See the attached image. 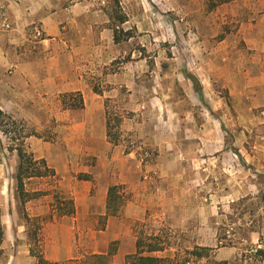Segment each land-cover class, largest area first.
Wrapping results in <instances>:
<instances>
[{
	"label": "crops",
	"instance_id": "obj_1",
	"mask_svg": "<svg viewBox=\"0 0 264 264\" xmlns=\"http://www.w3.org/2000/svg\"><path fill=\"white\" fill-rule=\"evenodd\" d=\"M202 7L191 8V15L197 16ZM71 8L53 11L47 10L42 0H0V110L37 133L53 135H31L24 141L33 159L45 161L53 171L24 180L28 194L24 203L14 184V172L10 177L0 172V264H37L31 253L34 242L51 264H90L83 261L91 255H108L109 264H125L126 257L137 251L140 232L162 235L160 225L170 228L187 223L190 194L211 185L217 194L236 198L242 190L259 192L264 186V0H234L212 9L217 26L230 25L220 44L224 52L202 59L200 64L210 68L201 67L202 72L190 75L200 85L201 76H208L217 87L227 90L232 109L227 117L218 114L211 122L205 113L198 122L178 121L176 140L169 143L172 159L187 160L180 148L183 138H179L192 139L188 143L198 144L204 155L207 146L214 154L222 153L228 135L237 150L235 156L258 171L251 172L253 180L247 186L240 185L238 172H155L159 181L153 187L149 186L152 177L148 178L151 182L141 181L136 156L123 151L119 138L115 143L107 135V98L112 91H120L127 79L120 78L115 84L98 69L103 64L91 60L93 51L98 50L89 45L94 23L105 22L94 16L90 25L84 18L75 17ZM236 50L238 56L229 55ZM95 80L101 81L96 91ZM109 83L115 85L114 90ZM76 94L83 99L82 107L72 105ZM144 131L134 129L133 134L151 147L162 145L160 133L152 132L154 138H149ZM196 176L200 189L192 183ZM211 176L216 177L214 184ZM221 177L230 178L232 183L223 186ZM113 187L118 188V202L112 201L109 208L108 195ZM66 200L73 201L74 213L66 212ZM204 200L198 203L199 222L208 226V210L214 207ZM216 203L226 207L217 199ZM149 210L168 212V222L152 219ZM155 223L158 226L153 228ZM34 233L36 239H32ZM249 237L251 243L262 242L263 248L259 245L260 250L253 251L256 255H248L250 249L242 243L219 247L214 234L200 236L191 249L206 247L211 256L189 255L187 264H211V257L213 264H264V233L253 232ZM113 244L115 250L109 255ZM172 250L169 247L155 255L182 259Z\"/></svg>",
	"mask_w": 264,
	"mask_h": 264
},
{
	"label": "rangeland",
	"instance_id": "obj_2",
	"mask_svg": "<svg viewBox=\"0 0 264 264\" xmlns=\"http://www.w3.org/2000/svg\"><path fill=\"white\" fill-rule=\"evenodd\" d=\"M42 4L47 10L53 11L60 7H72L73 15L84 18L90 25L94 16L105 22L94 23V38L90 37L89 45L91 49L95 47L98 50L93 51L91 60L94 64H103V68L98 66V69H102L104 76H110L114 83L120 78L127 79L120 91L114 90L113 83L108 84L111 91L114 90L107 98L109 120L123 151L136 156L142 172V182H151L148 178L152 177L153 182L149 186L153 187L159 181L155 172L177 171L238 172L241 186H247L249 180H253L251 172L258 171L241 157L235 156L237 150L228 135H225L224 148L220 154H214L211 146H207V154L202 155L198 144L188 143L192 139L181 137L179 139L183 138L184 143L180 148L187 155V160L172 159L169 155V143L176 140L174 128L178 121L198 122L205 113L207 120L211 122L219 117L218 114L227 117L232 109L233 102L229 92L217 87L216 82L209 80L208 76H201V85L198 83L202 97L195 89L197 85L188 79L190 72L199 74L202 72L201 67L210 68V65L200 64L202 59L221 56L224 50L220 44L230 28V25H216L217 18L212 15L213 10L208 8L207 0H42ZM200 6H203L202 10L197 11V16H192L191 8ZM199 13H202L201 17ZM122 18L125 22L121 24ZM32 30L34 33V27ZM88 31L91 34L92 30ZM229 55L238 56L237 50ZM93 87L100 89L101 81H93ZM76 97L72 96L74 107L79 104ZM12 118L19 121L17 129L21 130L20 134L31 131L25 122ZM134 129H139L141 133L146 130L144 132L149 138H154L152 132L160 133L164 141L160 146L151 147L145 144L143 138L133 134ZM38 134L44 138L53 136L45 132ZM1 136L6 145L12 146L5 135ZM217 156L219 158L216 159ZM18 164L17 153L5 151L0 172H4L5 177H10L11 172L16 176ZM201 165H205L207 170L204 171ZM212 178L214 184L216 177ZM220 181L223 186L232 183L230 178L221 177ZM192 183L200 189L197 176ZM14 184L16 186L17 180ZM243 191L236 198L232 194H217L211 185L204 191H193L188 200L191 208L185 211L189 216L187 223L170 228L163 225L159 227L164 240H167L166 248H174L175 251L172 252L180 258L188 257L185 250H194L191 248L197 246L200 236L206 235L209 238L214 234L219 247L242 243L245 248L250 249L248 255H256V251H253H259V245L263 248L262 242L251 243L249 236L253 232L264 233V186L259 192ZM205 198L207 204L214 207L208 210L211 223L208 226L203 225V221L202 224L199 222L198 203L199 200L206 201ZM216 199L226 207L217 204ZM175 211L179 210H173ZM149 212L153 214L152 219L168 222V212ZM157 226L155 223L153 228ZM98 227L102 228V224ZM115 247L116 244H113L111 251ZM33 249L36 253L41 250L38 242H34ZM202 253L204 257L211 256L209 250ZM91 256H87L83 262L95 264L96 260ZM190 258L193 262L197 260ZM213 260L212 257L208 259L211 264ZM105 262L108 263V260Z\"/></svg>",
	"mask_w": 264,
	"mask_h": 264
},
{
	"label": "trees",
	"instance_id": "obj_3",
	"mask_svg": "<svg viewBox=\"0 0 264 264\" xmlns=\"http://www.w3.org/2000/svg\"><path fill=\"white\" fill-rule=\"evenodd\" d=\"M207 1H208V8L212 10L220 4L229 3L234 0H207ZM124 22L125 20L124 18H122L120 23L122 24ZM189 78L193 81V83H195V85H197V91L199 95L202 97V91L198 84L199 82L191 75L189 76ZM76 96L77 97L75 98V100L79 101L78 107H82L83 99L81 95L76 94ZM118 122L119 120L117 121V123ZM18 124L19 121L14 120L11 116L3 113L0 110V165L3 163V160L5 158V151L11 152L15 150L17 152V156L19 160L17 175H16L17 189L21 202L24 203L28 197V194L25 193L24 191V180L32 176L47 175L49 172H53V171L47 168L45 161H35L31 156V154H29L25 149L24 141L27 137L31 135L40 137V135L33 130H31L28 133L22 132L23 134H20L21 130L18 131L19 129H17ZM107 127H108L107 135L109 140L116 143L118 135L116 133L113 134V126H111L110 120L108 121ZM17 132H19L18 135ZM1 134L5 135V137L9 140L8 141L9 143L12 142V146H10L9 144L7 145L5 144ZM117 190H118L117 187L110 188L109 190V195H108L109 208H110V203L112 201L118 202V198L116 195ZM65 207H66V212L74 213V205L72 200H66ZM111 213H115V210L111 211ZM2 235H3V231L0 224V245L2 242ZM32 239H36V233L33 234ZM166 242L167 240H164L162 235H154V234L146 235L144 232H140L138 234L137 243H136L137 251L135 254L128 255L126 257L125 264H187V262H189L188 257L186 258L183 257L182 259H179L178 256L174 258H170V257L164 258V257L156 256L155 253L162 252L166 249V245H167ZM201 251L202 252L206 251V249L195 248L192 251L185 250V254H188V256L190 255V256H195L196 258H200L203 257V253ZM31 253L38 259L37 264H51L43 258L41 250L38 253H36L34 249H31ZM111 253L112 251L109 252V255ZM91 257L94 258V260H96L95 264H108L105 262L108 260V255L105 256L93 255Z\"/></svg>",
	"mask_w": 264,
	"mask_h": 264
}]
</instances>
